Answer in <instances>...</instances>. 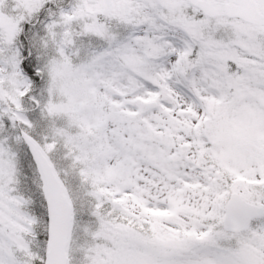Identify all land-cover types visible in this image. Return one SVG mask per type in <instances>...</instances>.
<instances>
[{
  "label": "snow or ice",
  "instance_id": "1",
  "mask_svg": "<svg viewBox=\"0 0 264 264\" xmlns=\"http://www.w3.org/2000/svg\"><path fill=\"white\" fill-rule=\"evenodd\" d=\"M0 264H264V0H0Z\"/></svg>",
  "mask_w": 264,
  "mask_h": 264
}]
</instances>
